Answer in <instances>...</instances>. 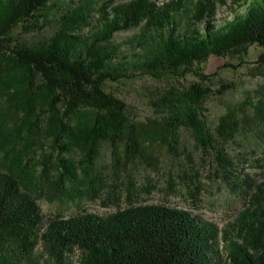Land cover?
I'll list each match as a JSON object with an SVG mask.
<instances>
[{
  "label": "trees",
  "instance_id": "trees-1",
  "mask_svg": "<svg viewBox=\"0 0 264 264\" xmlns=\"http://www.w3.org/2000/svg\"><path fill=\"white\" fill-rule=\"evenodd\" d=\"M51 2L0 0V264H264V180L235 175L223 147L239 128L235 112L220 118L216 136L203 119L205 100L231 85L211 90L194 82L164 90L155 103L163 129L173 137L190 130L204 152L214 151V175L242 193L243 208L223 228L156 204L45 220L36 203L43 183L52 190L49 200L96 187L101 143L113 158L119 142L128 158L141 156L140 127L105 90L107 81L178 75L210 55L250 45L260 47L256 63L264 65V0H78L59 10L57 29L45 41L16 40L17 28L31 33L47 25ZM218 6L229 8L228 18L216 16ZM131 29L124 43L113 41ZM258 109L263 117L264 105ZM38 132L50 141L41 172L52 168L51 179L38 173L32 147Z\"/></svg>",
  "mask_w": 264,
  "mask_h": 264
},
{
  "label": "rangeland",
  "instance_id": "rangeland-1",
  "mask_svg": "<svg viewBox=\"0 0 264 264\" xmlns=\"http://www.w3.org/2000/svg\"><path fill=\"white\" fill-rule=\"evenodd\" d=\"M77 1L52 0L47 10V25L41 31L31 33H23L17 28L14 30L16 40L45 41L57 29L59 10ZM112 1V4H118L130 0ZM228 10V7L218 6L216 16L228 18ZM135 32L136 29L117 32L113 41L124 43ZM260 51L257 45H250L247 50H235L224 56L210 55L190 71H180L178 75L161 78L136 75L107 81L105 90L127 105L130 120L140 127L141 156L138 160L128 158L119 142L118 154L113 158L110 145L101 143L94 165L96 187L75 199L57 197L49 200L45 194L51 195L52 190L47 191L43 183L36 199L43 218H67L84 213L103 216L129 206L156 204L188 210L218 228L231 222L243 208L242 193L214 175L217 168L214 151L204 152L190 130L181 128L173 137L163 129L162 114L155 110V103L164 90H183L194 82H201L211 90L231 85L222 95H210L205 100L203 119L216 136L220 118L228 110L235 112L239 128L235 137L223 147L236 163L238 172L235 175L242 174L243 178L254 182L263 181L264 116L258 108L264 105V65L256 63ZM3 107L1 105L0 109ZM6 122L13 128L12 120L6 117ZM33 139L38 173L47 174L51 179L55 175L52 168L50 172H41L42 163L49 158L50 141L43 138V132H38ZM72 156L77 160L80 153L74 151ZM39 252L38 243L35 253Z\"/></svg>",
  "mask_w": 264,
  "mask_h": 264
}]
</instances>
